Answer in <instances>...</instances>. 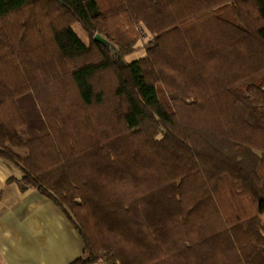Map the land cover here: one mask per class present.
Returning <instances> with one entry per match:
<instances>
[{
    "label": "trees",
    "instance_id": "obj_1",
    "mask_svg": "<svg viewBox=\"0 0 264 264\" xmlns=\"http://www.w3.org/2000/svg\"><path fill=\"white\" fill-rule=\"evenodd\" d=\"M0 158L70 264H264V0H0Z\"/></svg>",
    "mask_w": 264,
    "mask_h": 264
},
{
    "label": "crops",
    "instance_id": "obj_2",
    "mask_svg": "<svg viewBox=\"0 0 264 264\" xmlns=\"http://www.w3.org/2000/svg\"><path fill=\"white\" fill-rule=\"evenodd\" d=\"M19 175L0 158V264L74 262L84 249L80 233L50 198L8 182Z\"/></svg>",
    "mask_w": 264,
    "mask_h": 264
},
{
    "label": "rangeland",
    "instance_id": "obj_3",
    "mask_svg": "<svg viewBox=\"0 0 264 264\" xmlns=\"http://www.w3.org/2000/svg\"><path fill=\"white\" fill-rule=\"evenodd\" d=\"M74 29L75 31L78 33V35L82 38L83 41H85L86 43H88L89 41V37L87 35L86 32H84L85 30L82 28V26L80 24H76L74 25ZM152 38V35L150 33H148L147 31H142L141 32V39L139 40L138 43V50L135 51L133 54H131V56L129 55L127 58L128 60H133L134 58H139L141 57L140 55H143L145 53L144 47L146 46V44L148 43V41H150ZM130 119L128 120L131 124V126L137 127V122L134 120V118L131 116L129 117ZM264 217V216H263Z\"/></svg>",
    "mask_w": 264,
    "mask_h": 264
},
{
    "label": "water",
    "instance_id": "obj_4",
    "mask_svg": "<svg viewBox=\"0 0 264 264\" xmlns=\"http://www.w3.org/2000/svg\"><path fill=\"white\" fill-rule=\"evenodd\" d=\"M95 39H97L98 41H100L101 43H103L110 50H112V51H115L116 50L115 44H112L111 41H109L107 38L103 37L102 35L96 34Z\"/></svg>",
    "mask_w": 264,
    "mask_h": 264
}]
</instances>
